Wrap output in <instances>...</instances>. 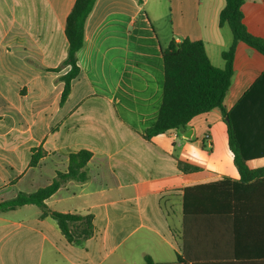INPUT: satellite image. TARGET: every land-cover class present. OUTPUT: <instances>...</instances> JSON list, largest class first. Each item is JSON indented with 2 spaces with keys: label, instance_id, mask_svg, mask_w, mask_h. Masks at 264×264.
Listing matches in <instances>:
<instances>
[{
  "label": "crops",
  "instance_id": "0c3cea01",
  "mask_svg": "<svg viewBox=\"0 0 264 264\" xmlns=\"http://www.w3.org/2000/svg\"><path fill=\"white\" fill-rule=\"evenodd\" d=\"M75 1L0 0V202L47 187L68 170L71 154L87 150L89 179L68 181L45 203L92 215L94 234L70 244L34 205L0 213V264L176 262L185 189L240 174L219 109L194 117L182 133L144 134L158 119L162 49L172 40L202 41L211 62L225 67L222 54L234 40L228 25L219 26L225 0H169L168 27L146 14L149 0H97L78 53L80 75L62 102L61 78L70 68L55 70L67 56L65 25ZM243 12L248 30L264 38V0H245ZM263 72L264 55L238 42L227 111ZM189 130L191 140L184 138ZM38 149L43 157L32 166ZM180 162L198 170L184 172ZM216 201V216L202 210L193 225L197 260L264 264V188H230Z\"/></svg>",
  "mask_w": 264,
  "mask_h": 264
},
{
  "label": "trees",
  "instance_id": "16d2710c",
  "mask_svg": "<svg viewBox=\"0 0 264 264\" xmlns=\"http://www.w3.org/2000/svg\"><path fill=\"white\" fill-rule=\"evenodd\" d=\"M136 1L140 5L144 3L143 0ZM96 2L97 0H76L67 17L65 34L69 45L68 52L60 68L55 70L70 68L61 78L65 84L62 102L70 94L72 81L80 75L78 53L84 45L86 22ZM244 3L245 0H225V7L219 16V26L228 25L234 38L231 47L222 54L225 62L223 69L211 62L202 41L172 40L162 49L165 73L163 100L156 123L144 134V138L150 140L170 131L182 133L194 117L219 109L225 121L228 118L226 125L229 147L240 180L224 178L187 187L183 203L182 255L173 263H156L150 256H146L143 264H202L194 255L196 232L193 229L195 220L204 217L202 210L216 216L219 207L216 200L223 191L230 188H264V167L253 168L250 165L252 161L264 159V72L230 111L224 107L234 75L238 42L242 41L264 55V38L253 35L245 24ZM42 157L43 152L40 149L34 150L31 165L36 166ZM91 157L92 153L87 150L71 154L66 172H57L50 185L34 193L21 192L11 200L0 202V213L14 211L26 205L37 206L42 210L41 218L54 219L70 244H82L94 234L93 216L55 212L47 207L45 201L68 181L86 182L89 179L87 164ZM179 167L184 172L198 170V167L181 162ZM215 236L214 230L211 237Z\"/></svg>",
  "mask_w": 264,
  "mask_h": 264
},
{
  "label": "rangeland",
  "instance_id": "374dc122",
  "mask_svg": "<svg viewBox=\"0 0 264 264\" xmlns=\"http://www.w3.org/2000/svg\"><path fill=\"white\" fill-rule=\"evenodd\" d=\"M161 4L163 6L162 8H155V5L157 4L154 0H149L148 2H145V10L146 14H150L154 18L159 17V21H161L166 27L169 26L168 23V15H169V0H161ZM155 9H157L155 11ZM156 21V20H155ZM159 23V22H156ZM168 31V30H167ZM253 166H264V159L256 160L252 163Z\"/></svg>",
  "mask_w": 264,
  "mask_h": 264
},
{
  "label": "water",
  "instance_id": "95a60500",
  "mask_svg": "<svg viewBox=\"0 0 264 264\" xmlns=\"http://www.w3.org/2000/svg\"><path fill=\"white\" fill-rule=\"evenodd\" d=\"M228 120V118L226 119V121ZM184 138L185 139H188V140H191L192 139V130H189L188 132H186L184 134Z\"/></svg>",
  "mask_w": 264,
  "mask_h": 264
}]
</instances>
